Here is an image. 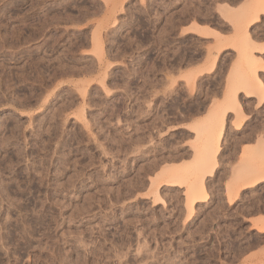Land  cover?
Masks as SVG:
<instances>
[{"label": "rangeland", "instance_id": "obj_1", "mask_svg": "<svg viewBox=\"0 0 264 264\" xmlns=\"http://www.w3.org/2000/svg\"><path fill=\"white\" fill-rule=\"evenodd\" d=\"M261 6L0 0V264H264Z\"/></svg>", "mask_w": 264, "mask_h": 264}, {"label": "bare ground", "instance_id": "obj_2", "mask_svg": "<svg viewBox=\"0 0 264 264\" xmlns=\"http://www.w3.org/2000/svg\"><path fill=\"white\" fill-rule=\"evenodd\" d=\"M260 8L264 10V6L263 7L261 6ZM256 15H258L257 12H256ZM247 36H248V34H247ZM250 40H249V37H248V41H250ZM213 64H214V62L211 65H213ZM256 78H255L254 82L257 81L258 84H259L260 79L258 78L259 79V81H258ZM246 81H247V79H246ZM247 82H249V81H247ZM233 95H234V93L232 94V100H231V98L226 99V100H224L222 102V104H220L219 106H217V108L209 115V118H208L209 119L208 120L209 122H207L206 124L205 123L204 124H201V126H199V130L205 133V135L203 137L204 139H202V143H201V145H202L201 146V151L202 152L199 155V164H200L199 166H200V169L202 168L201 171H204L205 174H211L210 172H212V169L215 166V155H216V153L218 152V150L220 148L219 142H220V139H221L222 134H223V127H224V120H223L224 117H223V115H224V113H226V111H228V110H234L236 107H238V104H237L238 102L236 101L237 102L236 103L234 101V96ZM238 109H239V107H238ZM239 170H242V166H241V169H239ZM203 173H200V176H201V174L203 176L204 175ZM257 173H259V172H257ZM176 175L177 174H174L173 175L174 178L175 177L177 178ZM173 176H172V178H173ZM254 177H256V180H260V175L258 176L259 179H258L257 175L254 176ZM200 179H202V178H199V179L196 180V182L198 183V187H195L196 189H199V187H201V184L202 183H201V180ZM262 179L263 178H261V181H262ZM256 180H251V181H254V182L249 183L251 185L248 188H251V186H253V184L256 183ZM201 190H203V189L201 188ZM205 197L206 196L204 194L202 196H200V195L197 194V192H195V194H193L191 196V204L196 203V202H199L200 200H202V198H205Z\"/></svg>", "mask_w": 264, "mask_h": 264}, {"label": "crops", "instance_id": "obj_3", "mask_svg": "<svg viewBox=\"0 0 264 264\" xmlns=\"http://www.w3.org/2000/svg\"><path fill=\"white\" fill-rule=\"evenodd\" d=\"M239 4L240 3H238L236 6H234V8L236 7H239ZM257 17V15L255 16V18ZM257 19H259L258 21H256V22H254L252 25H251V27H250V34L252 35V42H253V47L255 48V51L253 52V55H254V57L256 58V59H260L261 61H262V66L264 67V14H260L257 18H256V20ZM260 27H263V30L261 31L260 30ZM259 51H261V52H259ZM257 74H258V77L256 78L258 81H259V79L260 78H262V80H263V85H264V69H260V70H258L257 71ZM259 78V79H258ZM256 84H257V86L259 87V88H261L262 86V81H261V79H260V82H259V84H258V82L256 81ZM233 94V93H232ZM234 101L236 102L237 101V99L238 100H240V101H242V102H244V101H248V102H253L254 104L257 102V98H258V96H257V94H254V93H251V94H248V93H246L245 91H239V92H237V93H234ZM221 98V97H220ZM231 98V100H232V96L230 97ZM237 98V99H236ZM226 100V99H225ZM238 102V101H237ZM236 102V103H237ZM222 104V103H221ZM238 104V107H239V109H240V105H239V103H237ZM263 104L264 103H262V106H263ZM220 105V104H219ZM219 105H217V106H219ZM217 106H216V108H217ZM238 107H236L235 109L237 110H228V111H226V113H224V115H223V120H224V123H225V116L228 114V113H230V114H232V111H234V112H238ZM259 110V109H258ZM231 111V112H230ZM209 115H210V113H209ZM208 115V116H209ZM198 125V124H197ZM196 127V126H195ZM198 127V126H197ZM239 127H240V124H239ZM239 127H237V128H239ZM223 134H224V127H223ZM223 134H222V137H221V139H220V144H219V146H220V148H219V150H218V152L216 153V155H215V162H216V157H217V155H219L220 154V150H221V142H222V140H223ZM216 164V163H215ZM215 167V166H214ZM214 167H213V169H212V172H213V170H214ZM212 172H210V173H212ZM258 183V182H257ZM257 183H255V184H257ZM248 185H247V187H244V188H248V187H250V184H249V182L247 183ZM255 184H253V186L255 185ZM252 187V186H251ZM206 194V193H205ZM200 202V201H199Z\"/></svg>", "mask_w": 264, "mask_h": 264}]
</instances>
